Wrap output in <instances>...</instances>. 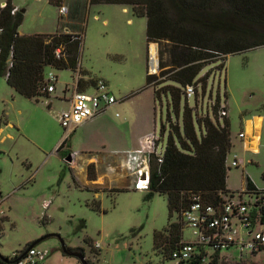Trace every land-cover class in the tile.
Masks as SVG:
<instances>
[{"label": "rangeland", "instance_id": "rangeland-1", "mask_svg": "<svg viewBox=\"0 0 264 264\" xmlns=\"http://www.w3.org/2000/svg\"><path fill=\"white\" fill-rule=\"evenodd\" d=\"M5 1L0 0V7ZM11 1L24 10L19 34H80L84 79L105 81L116 103L68 132L60 115L71 108L76 74L48 68L47 73L58 77L56 92L38 101L18 95L0 77V208L5 212L0 254L11 260L36 243L45 254L42 264H81L64 254L63 245L83 253L87 264H190L165 259L154 250V232L176 222L177 216L170 219L164 196L137 190L135 172L122 165L125 155L142 149L146 139L161 138V153L168 137L167 132L161 135V128L169 97L155 101V87L147 84L148 74L160 73L151 72L158 58L156 45L146 39V18L134 16L131 8L124 12L119 5L87 4L71 22L60 15L55 0ZM205 74L207 81L196 86L189 104L193 107L197 100L200 114L217 102L227 106L232 142L228 190L238 197L249 178L264 191V46L229 56L222 72L208 66L199 77ZM87 93L97 92L89 86ZM254 117L262 118L257 152L240 138L246 135V121ZM260 123L258 119V128ZM143 136L140 148H134ZM234 160L238 167L232 165ZM243 200L253 203L247 195ZM93 201L99 202L101 212L88 205ZM183 238L193 240L191 228L184 227ZM208 253L214 254L211 249ZM228 256L222 252L219 264ZM235 256L243 259L237 252ZM258 261L264 263L263 253Z\"/></svg>", "mask_w": 264, "mask_h": 264}, {"label": "trees", "instance_id": "trees-1", "mask_svg": "<svg viewBox=\"0 0 264 264\" xmlns=\"http://www.w3.org/2000/svg\"><path fill=\"white\" fill-rule=\"evenodd\" d=\"M90 4L131 8L134 16L146 18L147 42L156 45L160 74H148L147 84L155 87V101L162 95L169 97L167 121L161 128V135L167 132L168 137L161 161L151 155L147 191L149 196H164L170 219L177 216L176 222L169 221L153 235L154 250L171 259L184 241L182 214L190 208L192 198L199 196L205 204L217 205L230 193L228 117L220 122V102L200 114L197 100L190 106L186 89L207 81L208 74L199 76L208 66L216 65L222 72L229 56L264 46V0H90ZM23 21L24 10L6 0L0 7V77L10 88L29 100L49 98L45 91L48 68L78 75L80 92L95 85V80L84 79L87 73L79 65L84 43L80 34L23 36L19 34ZM59 48L63 50L61 59L55 54ZM159 76L164 80L157 81ZM246 189L256 191L249 178ZM88 205L101 212L99 202ZM218 259L216 254L211 264H219ZM20 263L21 257L10 260L0 254V264Z\"/></svg>", "mask_w": 264, "mask_h": 264}, {"label": "built area", "instance_id": "built-area-1", "mask_svg": "<svg viewBox=\"0 0 264 264\" xmlns=\"http://www.w3.org/2000/svg\"><path fill=\"white\" fill-rule=\"evenodd\" d=\"M59 13L61 16H65L67 8L60 6ZM55 54L57 59H61L63 50L59 48ZM157 66L156 70L153 67L151 72H156ZM57 82L58 77L54 73H47L45 91L48 94L53 93ZM95 88L97 93L92 95L86 92H74L70 110L60 115V124L65 131L71 132L77 126L95 118L116 103L115 98L106 92L105 81H96ZM195 94V86H188L186 89L187 98L191 99ZM226 117H228L227 106L220 103V122ZM240 138H245V135L241 133ZM255 139L258 145L259 138L255 137ZM158 141L159 139L156 138L146 139L142 149L125 155L122 165L128 171L135 172L137 180L135 188L137 190H148L151 155L156 154L161 161V153H157ZM252 149L257 152L258 146ZM232 165L238 167L237 160H234ZM243 195L249 196L253 203L243 200ZM236 197L235 193L230 192L227 196H223L219 204L207 205L199 196H194L190 208L182 214L185 227H189L193 231V240L181 241L178 248L172 252L171 258L180 263L194 261L199 264L205 263L210 258V264L216 254L219 256L218 260L221 261L220 254L227 252L229 258L225 261L262 263L263 261H258V254H264V191L256 189V191L247 192L246 189ZM4 214V210L0 208V221ZM257 226H261L263 230H256ZM96 247L99 248V245ZM210 249L213 250V255H209L208 250ZM235 252L238 253L239 258L243 259H238ZM44 260L45 254L37 248H32L21 258L20 264H42Z\"/></svg>", "mask_w": 264, "mask_h": 264}, {"label": "crops", "instance_id": "crops-1", "mask_svg": "<svg viewBox=\"0 0 264 264\" xmlns=\"http://www.w3.org/2000/svg\"><path fill=\"white\" fill-rule=\"evenodd\" d=\"M54 2V0H52ZM51 1V2H52ZM56 4L58 5V7L60 6H65L67 8V14L65 16H67L68 20L71 21V22H75L77 16L79 14H81V12L84 11L85 9V6L87 4H90V0H55ZM5 2L2 3V6H4ZM91 5V4H90ZM14 7L17 9V10H21L19 6H15ZM123 7V6H122ZM127 8L129 7H123V11L124 12H127ZM63 16V17H65ZM58 33H70L69 31H65V32H58ZM20 35H23L22 33ZM24 36V35H23ZM157 52V50H156ZM78 75H77V80H78ZM95 87V85L93 86ZM89 86H86L84 88V91L83 92H86L87 93V90H88ZM96 89V88H95ZM68 91V88L66 89ZM76 91H79L78 90V87H77V83H76V86L74 88V90L72 91V96L74 94V92ZM56 92V85H55V91L53 93ZM52 94V93H51ZM89 94V93H88ZM50 95V94H49ZM72 99V97H71ZM70 105H71V101H70ZM258 119H261V123H260V126L259 128L257 127V120ZM229 120V118H228ZM261 124H262V118L261 117H254L253 120H247L246 121V124H245V132H246V135H245V139H246V146L247 148L253 150L252 148L258 146L257 145V141L255 139V137L259 138L260 137V128H261ZM75 130V129H74ZM72 130V131H74ZM1 131V130H0ZM243 134V133H242ZM144 136L141 138L140 142H138V144L134 147V148H137L138 146H141V143H143L144 141ZM140 147H138L139 149ZM36 248V245L35 247ZM44 262V261H43Z\"/></svg>", "mask_w": 264, "mask_h": 264}, {"label": "water", "instance_id": "water-1", "mask_svg": "<svg viewBox=\"0 0 264 264\" xmlns=\"http://www.w3.org/2000/svg\"><path fill=\"white\" fill-rule=\"evenodd\" d=\"M157 64H158V63H157ZM157 67H158V66H157ZM157 69H158V68H157ZM66 161H69V162H70V161H71V158H70V157H67V158H66ZM35 245H36V243H34V244H32L31 246H29V247L27 248V250L22 254L21 258L24 257L30 249L34 248ZM62 249H63V252H64L65 255H67V256H69V257H74V258H76L78 261H80L81 264H87V263L85 262V260H84V255H83L82 253L75 252V251H72V250H70V249H67V248L64 247V245H63Z\"/></svg>", "mask_w": 264, "mask_h": 264}, {"label": "flooded vegetation", "instance_id": "flooded-vegetation-1", "mask_svg": "<svg viewBox=\"0 0 264 264\" xmlns=\"http://www.w3.org/2000/svg\"><path fill=\"white\" fill-rule=\"evenodd\" d=\"M221 264H223V263H221ZM228 264V263H227ZM230 264V263H229ZM232 264H263V263H259V262H256V263H253V262H251V263H244V262H236V263H232Z\"/></svg>", "mask_w": 264, "mask_h": 264}, {"label": "bare ground", "instance_id": "bare-ground-1", "mask_svg": "<svg viewBox=\"0 0 264 264\" xmlns=\"http://www.w3.org/2000/svg\"><path fill=\"white\" fill-rule=\"evenodd\" d=\"M153 52H154V54H155V55H154V59L157 60L158 56H157V52H156V50L153 51ZM157 63H158V61L155 62V64L153 65V66H154V69H156Z\"/></svg>", "mask_w": 264, "mask_h": 264}]
</instances>
